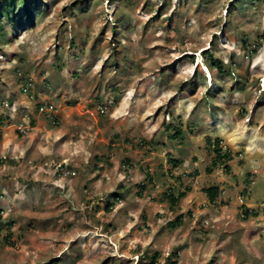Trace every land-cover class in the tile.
<instances>
[{"label": "rangeland", "instance_id": "1", "mask_svg": "<svg viewBox=\"0 0 264 264\" xmlns=\"http://www.w3.org/2000/svg\"><path fill=\"white\" fill-rule=\"evenodd\" d=\"M37 1L0 41V264H264V214L238 203L248 177L247 207H264V0ZM206 137L233 172L204 173ZM218 178L232 187L209 206Z\"/></svg>", "mask_w": 264, "mask_h": 264}, {"label": "trees", "instance_id": "2", "mask_svg": "<svg viewBox=\"0 0 264 264\" xmlns=\"http://www.w3.org/2000/svg\"><path fill=\"white\" fill-rule=\"evenodd\" d=\"M38 5L37 0H0V41L2 42L3 38L6 36V30L3 25V22H5L8 26L15 30H22L26 27H32L34 26V10L36 9ZM207 55V64L209 66L210 70L216 69L219 73L224 72L223 64L221 61L214 60L212 56L209 55V53H206ZM192 58V57H191ZM24 90V89H23ZM24 91H27L25 89ZM53 113H50L48 116V121H53ZM2 122H0V125ZM30 124H34L33 121H31ZM182 123H178L177 125H171V124H166L165 125V131L168 134V137L172 138L173 140L178 139L181 137L183 134L184 128L179 126ZM18 133V131H17ZM19 134V133H18ZM21 135V134H20ZM204 149L208 154V157L210 159V165L206 163V166L204 168V173L211 174L215 171L220 166H224V171L227 174H230V165L229 163L233 160V155L231 151L222 145V142L220 139H212L211 137H206L204 139ZM101 159V158H98ZM127 163V161H125ZM168 163L172 165L174 169H177L183 164V161L178 158H174L169 156ZM169 176L172 178L171 173H168ZM196 173L194 172V175ZM182 177H177L176 179L178 182L180 181ZM198 178V176H197ZM248 180V181H247ZM152 179L151 175L148 174V172L145 173V178L144 180L136 185V192L135 195L138 197H141L143 194V191L145 189V184H151ZM250 179H247L243 182L244 184V189L241 191L242 197H247L249 196V183ZM222 183H213L209 184L206 187H202V193L205 196V202L208 203V205H215L217 202H219L223 198V192L224 189H222ZM190 192L189 187H184L182 190L177 191L176 193L172 191H165L162 194L161 200L165 201L170 209H174L176 206H178L179 202L186 197V195ZM120 196H115L114 201H118ZM223 200V199H222ZM112 205H107L105 207V210L108 211ZM239 215L242 217L244 220H248L250 217H257L259 211L264 214V207L259 206L256 209H250L246 206L239 205ZM260 214V213H259ZM184 219V214L180 213L176 215L175 219L173 221H169L166 226L170 229H175L179 226L182 225ZM7 224H2L0 223V233L4 230L3 225H8ZM7 229H9L5 234L2 235L0 238V243H5L7 245L12 246L14 243L11 241L13 235L10 231L11 226L8 225ZM172 256L177 258V254L173 253ZM158 255L154 254L150 257L151 263L154 264L158 259ZM168 260V258H167ZM169 264H176V260L171 261L170 259L168 260ZM43 264H51V263H43Z\"/></svg>", "mask_w": 264, "mask_h": 264}, {"label": "crops", "instance_id": "3", "mask_svg": "<svg viewBox=\"0 0 264 264\" xmlns=\"http://www.w3.org/2000/svg\"><path fill=\"white\" fill-rule=\"evenodd\" d=\"M230 171L233 172V171H232V167H230ZM215 172H216V171H215ZM215 172L211 173L210 176H213V175L215 174ZM198 177L200 178V176H198ZM227 177H228V176H227ZM217 181H218V183H220V184L222 183V188H224V187H227V188H228V187H229V188L232 187V186H231V183H229V182L227 181V179H225V180H221V178H218ZM219 181H222V182H219ZM235 189H238V187L235 188ZM225 191H227V190L224 188L223 198H222L223 200H225L226 198H228V196H226V192H225ZM247 203H248V202H247ZM246 206H247V205H246Z\"/></svg>", "mask_w": 264, "mask_h": 264}, {"label": "built area", "instance_id": "4", "mask_svg": "<svg viewBox=\"0 0 264 264\" xmlns=\"http://www.w3.org/2000/svg\"><path fill=\"white\" fill-rule=\"evenodd\" d=\"M39 110L43 111L44 109H43V107H40ZM49 112H50V111H49ZM49 112H48V113H49ZM49 115H50V114H49ZM49 115H48V116H49ZM17 129H18V130H17L18 133L21 134V135H22V134H25V132L27 131V129H26L23 125H19V126L17 127ZM238 203L241 204V205L244 204V200H243L242 197L238 199Z\"/></svg>", "mask_w": 264, "mask_h": 264}, {"label": "clouds", "instance_id": "5", "mask_svg": "<svg viewBox=\"0 0 264 264\" xmlns=\"http://www.w3.org/2000/svg\"><path fill=\"white\" fill-rule=\"evenodd\" d=\"M248 197V196H247ZM246 197V198H247ZM241 198V197H240ZM244 198V204H242L243 206H246V203H245V200H246V198L245 197H243ZM240 205V204H239ZM247 207V206H246ZM249 208V207H248ZM250 209H252V208H250Z\"/></svg>", "mask_w": 264, "mask_h": 264}]
</instances>
